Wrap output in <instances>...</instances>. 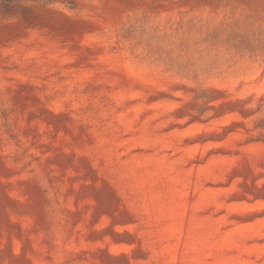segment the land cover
Segmentation results:
<instances>
[{
	"label": "rangeland",
	"instance_id": "1",
	"mask_svg": "<svg viewBox=\"0 0 264 264\" xmlns=\"http://www.w3.org/2000/svg\"><path fill=\"white\" fill-rule=\"evenodd\" d=\"M0 264H264V0L0 5Z\"/></svg>",
	"mask_w": 264,
	"mask_h": 264
},
{
	"label": "trees",
	"instance_id": "2",
	"mask_svg": "<svg viewBox=\"0 0 264 264\" xmlns=\"http://www.w3.org/2000/svg\"><path fill=\"white\" fill-rule=\"evenodd\" d=\"M22 1L26 0H0V5L4 8L5 11H10L14 9L15 6H18ZM32 1H41L45 4L55 3L56 0H32Z\"/></svg>",
	"mask_w": 264,
	"mask_h": 264
}]
</instances>
